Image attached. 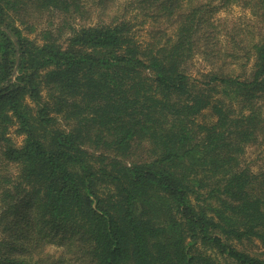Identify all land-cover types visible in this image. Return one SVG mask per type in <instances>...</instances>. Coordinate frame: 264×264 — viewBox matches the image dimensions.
Segmentation results:
<instances>
[{
  "label": "trees",
  "instance_id": "trees-1",
  "mask_svg": "<svg viewBox=\"0 0 264 264\" xmlns=\"http://www.w3.org/2000/svg\"><path fill=\"white\" fill-rule=\"evenodd\" d=\"M257 143L264 0H0V264H264Z\"/></svg>",
  "mask_w": 264,
  "mask_h": 264
},
{
  "label": "rangeland",
  "instance_id": "rangeland-1",
  "mask_svg": "<svg viewBox=\"0 0 264 264\" xmlns=\"http://www.w3.org/2000/svg\"><path fill=\"white\" fill-rule=\"evenodd\" d=\"M215 24L218 28V35H219V42L220 45L226 40H228L227 33H231V29H235V32H240L239 36L248 33L251 36L252 33L257 34L260 29L263 27L262 23L253 16V14L249 11V9L241 6V4H233L229 6L228 8L219 10L215 14ZM47 20V16L43 14V17L41 19V23H45ZM164 26L161 23H152L151 25L149 23L144 24L138 32L146 36L145 32H148L147 30L154 28V26ZM152 26V27H151ZM33 35V34H30ZM223 40V41H222ZM222 41V42H221ZM227 42V41H226ZM209 67V62L202 59V56L196 55L193 61L191 62L190 69L192 72H199V70H205ZM211 115L210 109H205L203 114L200 115L199 119H208ZM57 126L62 128H67L68 125L62 121L61 119L58 120ZM15 125H11L9 129V135L12 138L13 142L16 145H20L23 141V135L16 133ZM261 138L259 139V141ZM261 143V142H260ZM245 161L248 162L253 169L256 170H263L264 169V143L262 144H255L253 146H250L247 149V152L244 156ZM8 172L12 175H15L17 173V167L15 165H10L8 167ZM238 247L247 250L251 254L259 255L261 257H264V249L262 248L260 242L257 239L253 240H245L241 244L238 245ZM49 251L53 253H58L60 251L59 248L55 246H50ZM220 261L224 262V259L220 257ZM229 262V261H228ZM230 263V262H229Z\"/></svg>",
  "mask_w": 264,
  "mask_h": 264
}]
</instances>
